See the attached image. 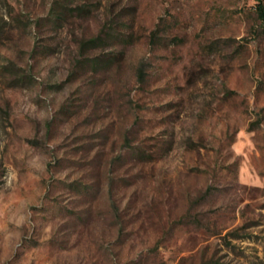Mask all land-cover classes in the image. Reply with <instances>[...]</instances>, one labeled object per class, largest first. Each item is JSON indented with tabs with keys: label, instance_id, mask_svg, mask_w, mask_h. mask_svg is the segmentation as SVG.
<instances>
[{
	"label": "rangeland",
	"instance_id": "rangeland-1",
	"mask_svg": "<svg viewBox=\"0 0 264 264\" xmlns=\"http://www.w3.org/2000/svg\"><path fill=\"white\" fill-rule=\"evenodd\" d=\"M258 1L0 0V264H264Z\"/></svg>",
	"mask_w": 264,
	"mask_h": 264
},
{
	"label": "trees",
	"instance_id": "trees-1",
	"mask_svg": "<svg viewBox=\"0 0 264 264\" xmlns=\"http://www.w3.org/2000/svg\"><path fill=\"white\" fill-rule=\"evenodd\" d=\"M255 8H256V13H257L258 19L261 21V23L264 26V3L261 0H259L256 4ZM91 42H93V41H91Z\"/></svg>",
	"mask_w": 264,
	"mask_h": 264
}]
</instances>
